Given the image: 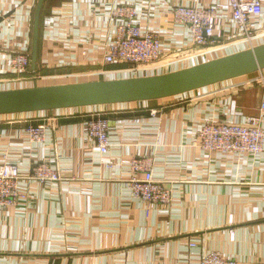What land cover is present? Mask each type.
<instances>
[{
  "label": "crops",
  "instance_id": "crops-1",
  "mask_svg": "<svg viewBox=\"0 0 264 264\" xmlns=\"http://www.w3.org/2000/svg\"><path fill=\"white\" fill-rule=\"evenodd\" d=\"M39 0H0V92L157 77L252 50L232 19L228 0H45L36 69L10 71L9 59L33 49ZM262 14L251 28L264 31ZM133 7L141 27L156 35L163 59L152 68L106 66L117 39V7ZM178 6L217 10L218 46L192 47L189 28L174 21ZM264 71L172 98L83 108L0 115V165L29 176L41 163L63 180H22L27 195L0 209V264H201L213 251L239 264H264V152L207 155L199 132L208 123L246 124L260 117ZM151 111H157L155 116ZM109 120L110 148L89 138L91 116ZM56 121L44 143L26 128ZM136 158L154 162L155 180L170 183L172 203L157 206L133 197L128 182ZM193 245V247L191 246Z\"/></svg>",
  "mask_w": 264,
  "mask_h": 264
},
{
  "label": "built area",
  "instance_id": "built-area-1",
  "mask_svg": "<svg viewBox=\"0 0 264 264\" xmlns=\"http://www.w3.org/2000/svg\"><path fill=\"white\" fill-rule=\"evenodd\" d=\"M232 19L244 36V40L253 47L254 42L264 36V31L258 33L251 28V21L262 14L260 0H228ZM174 21L185 25L190 31L191 45L197 49L218 46L215 35L219 23L217 10L210 7L178 6L173 10ZM112 19H121L117 26V39L107 46L104 63L106 66L127 64L131 68H152L163 59V49L159 38L144 30L138 23V13L133 7H117L110 13ZM3 15L0 12V19ZM31 54L17 53L9 59L10 71L25 73L31 68ZM256 84L262 89L263 99L261 112L264 113V75L256 79ZM83 108V113L86 111ZM157 111H151L155 116ZM56 121L45 118L37 124L26 128L29 141L32 144H42L49 130H57ZM86 131L100 149L107 154L110 148L109 120L101 115L91 116L85 123ZM199 146L207 155L214 153H241L257 156L264 152V127L260 117H251L246 124H226L211 122L199 132ZM131 170L140 178L128 182V189L133 197L147 204L168 206L172 203L173 188L168 182L155 180L153 177L154 162L150 158H136L130 163ZM22 180L40 184L58 183L63 180L58 169H52L49 164H38L32 173L24 177L19 168L11 163L0 165V209L16 207L26 200L27 195L20 193ZM193 247V245H191ZM201 264H239L227 258L223 253L213 251L206 254Z\"/></svg>",
  "mask_w": 264,
  "mask_h": 264
},
{
  "label": "water",
  "instance_id": "water-1",
  "mask_svg": "<svg viewBox=\"0 0 264 264\" xmlns=\"http://www.w3.org/2000/svg\"><path fill=\"white\" fill-rule=\"evenodd\" d=\"M44 2L39 0L35 10L31 55L33 70L38 60L40 16ZM261 71H264V44L163 76L2 91L0 115L172 98Z\"/></svg>",
  "mask_w": 264,
  "mask_h": 264
}]
</instances>
